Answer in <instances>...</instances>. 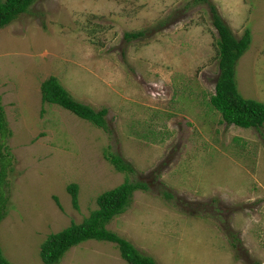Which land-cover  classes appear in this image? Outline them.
I'll list each match as a JSON object with an SVG mask.
<instances>
[{
    "label": "rangeland",
    "instance_id": "1",
    "mask_svg": "<svg viewBox=\"0 0 264 264\" xmlns=\"http://www.w3.org/2000/svg\"><path fill=\"white\" fill-rule=\"evenodd\" d=\"M208 1L36 0L0 30V95L13 132L0 139L13 156L0 245L12 264H45L47 237L83 222L126 179L150 190L107 228L157 264H264V126L227 125L210 106L219 75L212 7L238 38L251 30L237 85L264 102V0ZM51 76L76 101L107 109L108 130L44 104ZM111 153L136 173L116 172ZM59 264L128 263L116 244L88 240Z\"/></svg>",
    "mask_w": 264,
    "mask_h": 264
},
{
    "label": "trees",
    "instance_id": "2",
    "mask_svg": "<svg viewBox=\"0 0 264 264\" xmlns=\"http://www.w3.org/2000/svg\"><path fill=\"white\" fill-rule=\"evenodd\" d=\"M36 0H0V30L15 22L21 15L31 13ZM195 5L209 3L208 0H193ZM212 23L217 30V60L219 75L215 85V93L210 98V106L222 115L227 125L246 129L259 130L264 126V102L245 99L237 85L238 65L241 58L249 51L252 44V32L246 29L241 37H237L232 28L212 7ZM144 32L126 34L127 39L143 37ZM42 102L62 107L87 120L103 130H108L105 119L107 109L100 111L80 103L74 99L60 80L51 76L41 85ZM5 107L0 95V139L8 140L13 136L6 118ZM6 144L0 145V222L7 216V199L2 187L6 186L8 174L13 170V156ZM106 159L115 167L116 172L135 174L136 170L122 156L111 153ZM4 188V187H3ZM79 185L71 183L67 190L72 198L73 207L79 209ZM149 183L137 179H126L121 185L101 194L97 199V208L81 223H73L69 228L50 234L43 242L40 256L45 264H59L64 256L73 248L88 240L107 241L117 245L121 257L128 264H157L156 260L140 252L130 241L109 230L107 226L130 207L134 194L138 191H149ZM173 194L165 192L164 198L171 199ZM59 203L57 196L54 197ZM196 212V211H195ZM234 243L231 233L227 234ZM0 264H12L5 256L0 245Z\"/></svg>",
    "mask_w": 264,
    "mask_h": 264
},
{
    "label": "clouds",
    "instance_id": "3",
    "mask_svg": "<svg viewBox=\"0 0 264 264\" xmlns=\"http://www.w3.org/2000/svg\"><path fill=\"white\" fill-rule=\"evenodd\" d=\"M9 177V176H8Z\"/></svg>",
    "mask_w": 264,
    "mask_h": 264
}]
</instances>
